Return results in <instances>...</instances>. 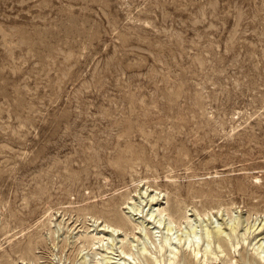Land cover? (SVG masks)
Listing matches in <instances>:
<instances>
[{
	"label": "rangeland",
	"instance_id": "1",
	"mask_svg": "<svg viewBox=\"0 0 264 264\" xmlns=\"http://www.w3.org/2000/svg\"><path fill=\"white\" fill-rule=\"evenodd\" d=\"M145 184L264 219V0H0V264Z\"/></svg>",
	"mask_w": 264,
	"mask_h": 264
},
{
	"label": "bare ground",
	"instance_id": "2",
	"mask_svg": "<svg viewBox=\"0 0 264 264\" xmlns=\"http://www.w3.org/2000/svg\"><path fill=\"white\" fill-rule=\"evenodd\" d=\"M152 186L137 185L136 195L126 197L119 214L105 209L83 215L79 230L72 234L76 249L83 254L81 264H182V260L188 264H264L262 216L250 212L233 216L232 208L222 206H181L176 211L169 206L168 192ZM161 198H167L168 205H162ZM49 217L52 237L56 232L52 227L65 225L67 219L63 216L55 223L53 215ZM67 227V232L72 231V225ZM62 242L65 247L67 235ZM29 251L34 258L24 257L25 264H40L41 257Z\"/></svg>",
	"mask_w": 264,
	"mask_h": 264
}]
</instances>
